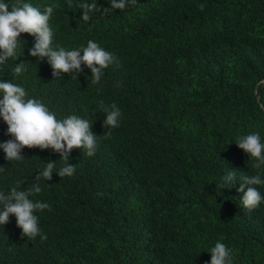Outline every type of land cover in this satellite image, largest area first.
Returning a JSON list of instances; mask_svg holds the SVG:
<instances>
[{"label": "trees", "instance_id": "16d2710c", "mask_svg": "<svg viewBox=\"0 0 264 264\" xmlns=\"http://www.w3.org/2000/svg\"><path fill=\"white\" fill-rule=\"evenodd\" d=\"M0 2L58 5L54 45L92 40L116 57L99 83L85 65L77 79L56 80L47 58L29 55L35 37L22 33L20 57L0 65V80L24 87L58 120H89L97 136L94 156L73 149L68 161L27 147L8 161L0 149L5 194L30 189L56 161L52 180L41 177L42 191L29 197L51 206L36 213L47 239L22 236L10 216L0 264H210L217 241L233 264H264V202L248 210L238 191L242 175L264 180V165L254 168L235 144L250 134L264 142V0H137L109 14L111 0ZM82 3H97L87 22ZM21 62L26 71L16 75ZM101 102L120 109L118 128L104 126ZM12 138L0 117V143ZM67 163L76 171L60 178ZM233 170L236 183L221 189Z\"/></svg>", "mask_w": 264, "mask_h": 264}, {"label": "clouds", "instance_id": "9594fccd", "mask_svg": "<svg viewBox=\"0 0 264 264\" xmlns=\"http://www.w3.org/2000/svg\"><path fill=\"white\" fill-rule=\"evenodd\" d=\"M137 0H111L110 7L102 9L109 14L113 9L124 10L128 3L136 4ZM58 5L47 6L44 11L34 7L30 3L17 2L11 5L0 2V65L9 58L17 60L18 49L21 47L20 36L27 33L35 37L34 46L29 49V55L38 59L47 58L52 68V75L56 80L63 78L62 74H69L77 79L76 74L83 72L81 65H85L92 73V83H99L104 70L116 62V57L100 47L96 42L89 40L86 47L66 50L64 47L54 45V32L49 24L54 8ZM84 9L81 18L87 22L90 13L97 10V3H82ZM203 10L204 5H200ZM83 53V55H81ZM26 71L25 63L16 64L14 72L16 75ZM0 117L7 125V134L13 137L0 143V149L5 153L8 161H19L25 158L21 155L22 149L39 148L40 150H53L59 153L60 158L65 161L73 149H83L87 156L92 157L97 150V136L91 131L92 124L89 120L70 115L62 120L56 118L55 113L41 101L28 98L25 88L10 81L0 80ZM106 113L104 126L118 128L122 115L117 105L103 106ZM251 158L257 161L253 167L260 168L264 165V142L259 134H250L240 138L235 143ZM56 162V161H55ZM55 162L46 164L39 175L36 183L30 189L20 190V185L11 188L5 194L0 192V226L9 222L10 216H15L16 225L22 230L21 235L34 239L40 235L41 239H47L41 233L38 211L51 209L47 203L33 202L29 197L42 191L39 181L43 177L46 181L52 180ZM76 171L75 165L69 163L57 172L60 178L71 177ZM237 174L230 171L222 177L221 189L225 185L235 184ZM238 191L243 193L241 203L244 208L253 210L264 202V196L258 190L257 185H264V180L259 175H242L239 177ZM210 264H233L231 250L222 242L217 241L210 249Z\"/></svg>", "mask_w": 264, "mask_h": 264}]
</instances>
